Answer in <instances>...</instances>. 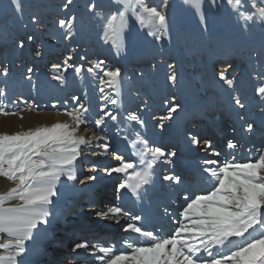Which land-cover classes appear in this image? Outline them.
Segmentation results:
<instances>
[{"label": "snow or ice", "instance_id": "6c2138e0", "mask_svg": "<svg viewBox=\"0 0 264 264\" xmlns=\"http://www.w3.org/2000/svg\"><path fill=\"white\" fill-rule=\"evenodd\" d=\"M13 3L18 14H22L19 0H13ZM73 3L74 0H65L62 7L70 11ZM185 3L195 9L203 29H206L205 0H185ZM168 5L169 0H160L158 5L153 6L147 0H117L114 9L105 13L102 10L96 11L99 6L89 0L86 8L102 18V39L116 47L119 55L124 50L123 37L128 31L130 17L141 28L147 29V34L155 40L168 36ZM213 6L220 7L218 0H208V9ZM226 6L238 20L243 21L242 31L256 26L258 22L264 28V0H226ZM31 19L32 23H37L39 17L34 15ZM76 19L75 15H69L58 20L59 28L65 30L62 33L65 40L75 38ZM32 39L29 35L28 40ZM19 47H24L23 40L19 42ZM41 55V51L35 52L36 57ZM257 55L260 71L254 95L259 97L261 104L258 121L248 116L243 96L236 94V77L228 71L231 64L216 72L218 82L233 93L231 99L236 115L243 131L247 133H255L257 129L264 133V45ZM72 59L69 53L62 63L51 65L54 72L60 73L54 77L56 81L63 84V73L69 69L77 75L85 72L95 74L99 79L103 108L121 104L119 92L124 80L121 67H109L104 60H96L85 69L83 64L70 63ZM167 69L166 82L174 86L178 82L175 65L168 63ZM9 71V67L0 64V76L6 78ZM33 72L34 69L28 67L25 78L31 81ZM137 78L142 79L143 73ZM106 89L115 92L116 98L106 94ZM0 97H5L4 89H0ZM72 99L77 101V106L70 111L65 110L71 123L56 122L50 126L13 133L0 132V177L6 178L13 185L7 191L0 192V250L3 253L0 254V264H23L35 234L42 226L49 225V218L53 215L51 207L57 198V185L61 178H66V182L77 181V161L82 155V147L90 148L95 141L103 140L105 143L99 145L103 149L102 154L109 153L107 136L96 135L95 132L89 137L79 134L81 125L89 123V108L81 102L79 96ZM175 100L176 97L172 96L164 101L167 110L157 121L160 129L165 128V121L174 119L183 110V106ZM144 106L147 107L146 104ZM34 107V104H29L27 110L32 111ZM102 112L99 119L94 120L96 127L104 125L106 118L117 121V114ZM18 114V111L6 110L0 104V115ZM126 120L135 122L141 128L145 125L144 119L134 111L128 113ZM188 140L191 144L201 143V138L195 135H189ZM203 145L205 150L212 149L210 139L203 140ZM237 147L235 140L227 143L229 149L235 150ZM131 148L139 158L138 162L125 161L124 156L113 152L112 156L118 165L104 169L109 175L123 174V181L116 189L117 198L120 190L130 191L137 198L142 197L147 188L154 184L157 168L172 163V158H179L178 149L150 143L139 131L135 132ZM204 165L202 176L210 188L200 194H183L176 210L178 218H173V227L167 234L145 229L137 223L142 221L141 215H133L124 207L112 204L97 210L95 214L100 219H111L117 223L121 218H130L131 222L122 226V231L128 236L122 241V250L117 254L113 246L82 241L74 242L71 251L77 255L79 251L90 254L94 264H264V149L258 150L246 162H239L233 157L225 160L222 165L213 160L204 161ZM95 171L94 166L92 172ZM87 179L95 181L96 176L89 175ZM161 182L176 187L183 185L184 177L175 170H169L162 176ZM48 264H65L56 254L55 248Z\"/></svg>", "mask_w": 264, "mask_h": 264}, {"label": "bare ground", "instance_id": "6f19581e", "mask_svg": "<svg viewBox=\"0 0 264 264\" xmlns=\"http://www.w3.org/2000/svg\"><path fill=\"white\" fill-rule=\"evenodd\" d=\"M9 1L14 7V11H12V13L9 11L10 8L7 5V1L0 0V12L4 16L8 14L5 16L8 20L9 14L16 13L18 16L21 15L16 11L13 0ZM24 1L25 0H19V4L21 6L22 13L27 15L24 7ZM218 2L220 7L213 6L211 9H208V0H205L207 28L203 29V25L200 23L199 15L196 13L194 8L185 3V0H169L167 12L170 17V28L168 36L166 37L167 42L171 47V51L169 52L168 57L170 58L167 63L172 61L175 65V70L178 73L180 87L176 89L174 96L176 97L175 102L180 103L183 106V110L179 112L174 119L165 121L164 129H160L158 126L156 127L155 124H157L160 117L166 114L167 107L165 104L162 103L163 105L156 106L150 103L147 107H143V105L150 98L148 96L149 89H142L141 87L135 88L132 84H129L131 74L139 75L144 72L145 67H143L140 63H135V60L140 40L148 39L147 34L142 36V28L137 22H135L134 18H129L128 31L123 37L124 50L121 51L119 55H117L116 50L115 55L111 58V61L115 64L114 66L122 68L124 75V80L119 92V99L121 101V107L124 108V111L126 109V111L123 114L125 116L120 118L121 120L116 123V128L119 130H117L118 132L116 133L113 128L109 127V119H107V122H105L104 125L99 127H96L92 120H89L87 125H81L79 134L85 135L86 137L91 136L93 132H95L96 135L107 136L108 140L106 142L110 145L109 153L107 155L102 154L103 149L99 147V145L105 143L103 140L95 141L90 148L82 147V155L77 161V168L79 170V167L82 165L83 171H78V183H76V181L66 182V178H61V182L57 185V198L54 199V204L51 207L53 215L49 218V225L42 226L40 231L35 234L34 240L29 244L28 253L23 258V264H48L54 248L56 254L60 258L64 254L62 258H64L63 261H65V264H94L93 257L90 254L79 251V255H77L71 251V247H68V251H64L58 245V241L65 237L66 232L64 231V228L68 224L67 221L73 218L71 214H68V209L63 210V208H69L68 206H70L75 199L78 200V197L80 194H83V192L92 193V191H90L91 187H86L83 183L92 181L87 179V174L92 171L94 166L96 171L90 173L89 175L96 176V180L92 181L94 182V185H96L95 188L93 185V189L98 191L96 193L101 199L96 201L92 200L90 201V204H86L85 206L76 209L81 210L83 215L80 216L77 213L78 216L75 217L74 220L84 218V222L86 221V223H72V235L74 232H78L76 239L72 238L73 236L71 237V232L68 233L64 239L67 240V243H69L72 238V240H74L72 241V246H74V242H82L83 238L84 241H88L93 245L101 244L103 246H113L118 254L119 251L122 250V241L128 238L127 234L122 231V226L131 222L130 218H121L118 223L111 219L103 220L96 216L95 213L97 210H103L106 206H110L112 204L122 206L127 212L133 215H141L143 219L137 223L145 229L157 233L162 232L167 234L173 227V218H178L176 210L181 203L183 194H190L193 192L200 194L202 191L210 188V185L204 182L202 176V168L206 166L204 165V161L213 160L222 165L225 160H231L235 157L239 162H246L248 159L253 158L257 154L258 150L264 149V133H262L259 129H257L255 133H247L243 131L231 99L233 93L227 90L226 87L222 86V84L218 82V78L216 76L217 70H224L227 68L228 64H231L232 66L231 68H228V71L231 69L233 70L235 68V64L241 59L237 53L236 57L238 56V59H234L236 58L235 56L233 58L235 64L228 62L225 64L217 63V66H213L215 65L214 63L216 60H212V37L216 34V25L220 18L223 0H218ZM85 14L89 17L90 12L86 10ZM31 26L34 34H37L38 31L46 30L45 28H42L43 26L41 27V24L39 25V23H32ZM188 28H191L203 41V54L206 60L205 64L207 65V72L212 75V78L210 79H207L208 75L204 77L203 73H199L197 71V67L192 66L193 68H191V66L189 67L185 65L187 64V61H184L186 55L181 48V39L184 31ZM221 29L230 34L229 27H222ZM28 36L29 34H24L21 39L24 41V47L20 48L21 51H25V54L27 52L28 57H33V55H35L33 54V51H27V47L30 46L31 48V41L28 40ZM168 37H171V39L169 40ZM12 42L15 43V39H13ZM18 43L19 41L15 44L17 49L19 48ZM15 47H13V49H15ZM7 48L8 50L6 53L10 59L16 51L13 49L10 50V48H12L11 43ZM62 53L63 52L57 51V53H52V56L47 57V55H44L43 58L45 61H48V63L52 64L55 62L56 64H60L63 61H60L59 58H63L64 55L67 57L69 54V52H66L65 54ZM71 54L72 56L75 55L74 52ZM98 54L88 60H85L86 64L91 65L92 62L96 60H104L107 64V61L110 60L107 59V51L103 50L102 55L101 53L100 55ZM41 56L37 58H41ZM52 57L54 58L53 60H51ZM162 61H165L163 56ZM162 61L159 60V62ZM221 61L222 60L220 59L218 62ZM108 66L110 67L109 64ZM152 66L156 67L157 65L154 63ZM69 70L63 73L65 81H67ZM199 71L202 70L200 69ZM50 72L52 77L60 74L54 72L52 68H50ZM26 75L24 76L26 77ZM143 77L147 80L144 73ZM145 79L143 81L146 82ZM255 79L257 82L258 75ZM186 80L192 86L194 97H192L191 90L189 91L185 87ZM69 87H71V85ZM65 88L66 82L62 84L63 92H67ZM132 90L139 97L131 101L125 97L130 91L132 92ZM236 94H238L237 90ZM31 96L32 102L30 104L36 105L38 101V90H31ZM54 96L55 100L53 110L44 109L38 111L35 106L32 111H28L27 105L29 104L24 105L23 109H25L22 113H20L22 114L23 119L19 118L21 122L23 123L25 121L26 124L31 125V128L44 125L50 126L56 122L66 121L71 123L70 118L65 114V110L70 111L72 108L76 107L77 101L73 99L66 100V108H55L59 106L58 103L60 98H58V93ZM25 99L20 98L19 100L21 103H24L26 102L24 101ZM214 99L215 102H212ZM130 111L137 112L138 114L142 111L143 114L141 115V118L145 121L143 128L137 125L138 128L133 129V122H128L126 120L127 113ZM252 118L257 121L259 120L257 115H254ZM97 119H99V116ZM210 120L211 123L209 124V128L214 135H216L215 143L212 142V149L205 150L203 144L200 148L196 144H191L188 140V136H197L198 134L196 132L199 131V129H202L203 124L209 122ZM191 121H196L197 124L190 123ZM215 124H217V130L213 128ZM225 124L226 127H230V129L228 128L226 130L224 128ZM190 125L196 127L194 128ZM4 128L5 127L1 126L0 132H3ZM234 128L235 132L233 131ZM137 131H139L145 139H148L150 143H155L157 145L164 144L168 148L178 149L179 158H172V163L157 168L154 177V184L147 188L146 193L142 197L137 198L136 196H133L130 191L120 190L119 198H117V192L115 190L118 188L119 183L123 181V174L112 173L109 175L104 171V169L106 167H116L118 165V161L112 156L113 152L117 155L124 156L125 161L138 162L139 158L134 154V151L131 148V141L135 138V132ZM204 133L205 132H202L197 137L200 138L204 136ZM206 133L208 134L209 131ZM177 136L179 137V140H177ZM205 139L209 138H204V140ZM230 140H235L237 142V149L232 150L227 148V143ZM187 144H191V146L186 147ZM254 146L256 147V150ZM216 153H219V155H216ZM85 165L87 167H85ZM169 170H175L182 177H184L183 185L172 187L168 182H161L162 176L167 174ZM85 173L86 175L83 176ZM79 177L82 179L81 184H79L81 181H79ZM111 179L114 180L112 183L115 182L116 188H113L111 193H107L105 192V189H103L104 184L101 186L100 183L103 180L109 181ZM12 186V182L8 181L6 178L0 177V191H7ZM96 224L101 225L102 227L98 233H96V229L93 230V228H91ZM88 234L90 235L88 239L85 240V237ZM53 238L55 240V244L53 243ZM4 239H6V237ZM57 250H60L61 253L58 254ZM65 252H67L66 256ZM0 254H3L2 250H0Z\"/></svg>", "mask_w": 264, "mask_h": 264}, {"label": "rangeland", "instance_id": "374dc122", "mask_svg": "<svg viewBox=\"0 0 264 264\" xmlns=\"http://www.w3.org/2000/svg\"><path fill=\"white\" fill-rule=\"evenodd\" d=\"M6 1L10 8L9 11L12 13V11H14V7L9 0ZM64 2L65 0H25L24 7L27 15L24 13L20 16L16 13L9 14V20L5 18L8 14L4 16L0 12V60L1 64L6 65L10 70L9 75L6 78L0 76V89L5 90V97H0V104L5 106L6 110L18 111L19 113H22L25 109H23L24 105L32 102L31 90H38V101L35 105L36 109L38 111L44 109L53 110L55 100L54 95L56 93H58L60 101L58 103L59 106L55 108L60 109L66 108V100H71L74 96H79L81 98V102L89 108V112L87 114L88 119L92 120L93 123L99 115L103 114L102 110L117 114V121L109 120L108 122L110 123L109 127L113 128V130L117 133L118 129L116 128V123L121 120L120 118L125 116L123 114L126 109L124 111V108L121 107V105H108L107 109L103 108L104 101L101 98L102 94L99 92L98 77L95 74L86 72L77 75L72 69H70L67 81H65V89L67 92H63L62 84L59 81H56L50 72L51 65L56 63H48V61H45L43 58L44 55L49 57L52 56V53H57V51L63 52L62 54H65L66 52H74V59H72L70 63L83 64L85 69H87L91 65L86 64L85 60H88L98 53V55H100V53L102 55V51L106 50L108 53L107 59H110L107 61V65L109 64L110 67L115 65L113 61H111V58L115 55L117 48L105 43L102 39V18L97 16L95 12H90L89 17L85 14L87 10L86 6L88 5L89 0H74L70 11L62 7ZM91 2H94L99 6L96 11L102 10L105 13L113 10L114 6L117 4V0H91ZM147 2L150 6H153L158 5L160 0H147ZM221 8L220 18L216 25V34L212 37L211 44V52L216 60L214 64L215 66H217V63L225 64L231 62L233 64V58L234 56L236 57V54L238 53V56L241 59L235 64V68L232 70L231 75L234 74L233 76L236 77V90L238 91V94L243 96L249 115L251 118L254 115H257V118H259L258 112L261 104L259 97L254 95V88L257 86L255 77L259 75L260 71L257 52L262 45H264V28H261L258 22L256 26L242 31L241 27L243 21L238 20L237 17L232 14L230 9L226 6V0H223ZM34 15L39 17L37 23H39V25L41 24V27L43 26L42 28L46 29L44 31H38L37 34L33 33L31 26L32 20L30 18ZM69 15H75L77 17L75 38L71 41L63 38L62 33L65 30L60 29L58 25L59 19L66 18ZM222 27H229L230 34L223 31L221 29ZM24 34H29L33 37L31 40V48L30 46L27 47V51L32 50L33 54H35V52L39 50L42 52L41 58H37L33 55V57L29 56V58L26 59L27 52L25 54V51H21L20 47V49L15 47V44L18 41H21ZM141 34L142 36L146 35L147 29L142 28ZM147 36L148 39L140 40L135 60V63H140L143 67H145V71L143 73L145 74V77H147V80L144 77L142 79H138V74H131L129 84H132L135 88H148L150 98L145 104L148 106L151 103L159 106L163 105L162 103H164L166 99L174 96V92L178 87H180V80L178 78L177 84L171 86L165 79V73L168 71L167 61L170 58L168 56L171 51V47L167 42V37H164L162 40H155L154 37L148 34ZM13 39H15V43L12 42ZM10 43L12 44V48H10V50L15 47L13 50L16 52H14L15 54L11 56V60H8L9 56L6 52ZM181 48L187 56L184 58V61H187V64L185 65L189 67L191 66V68L197 67V71L201 74L203 73L204 77H206V75H208V70L203 54L204 44L201 38L194 33L191 28L184 31L181 39ZM162 56L165 59L164 62L162 61ZM81 57H86V59H81ZM65 58L66 55L59 59L60 61H63ZM53 59L54 58L52 57L51 60ZM220 59L222 61L218 62ZM159 60L162 62H159ZM154 63L157 65L156 67L152 66ZM169 63H172V61ZM28 67H32L34 69L31 81L27 80L24 76L27 74ZM198 69H201L202 71H199ZM144 79L146 82L143 81ZM70 85L71 87H69ZM185 87L187 90H191L192 92V86L187 80L185 81ZM132 92L130 91L125 98L132 101L139 97L133 90ZM106 94L112 95L113 98H116V93L112 92L111 89H106ZM192 97H194L193 92ZM20 98H26L24 100L26 102L21 103L19 100ZM213 101L215 102V99ZM144 105L143 107H145ZM142 114V111H140L139 115L141 116ZM19 118L21 119L20 114L9 116L0 115V127H5L3 132L13 133L31 128L30 124H26L25 121L22 123ZM132 126L133 129L138 128L135 122H133ZM155 126L157 127L158 125L155 124ZM228 128L230 129V127ZM177 140H179L178 136ZM85 167L87 166L85 165ZM90 173H92V171L89 172L87 176H89ZM84 175H86V173L83 174V176ZM80 180L82 181L79 177V181ZM81 181L79 184H81ZM106 181L103 180L100 185H105ZM76 183H78V180ZM84 183V186L93 188L94 182L87 181L85 184ZM95 187L96 185H94V188ZM110 187V182L104 186L107 193H109L110 190L112 192V188L108 191ZM114 188H116V186ZM63 210L66 209L63 208ZM77 213L78 211L76 210L71 214L73 218L78 216ZM74 221H76V219ZM76 222L75 224H78ZM72 243L73 242L69 244L71 249L73 247ZM57 253H61L60 250H57ZM61 259L64 260V258Z\"/></svg>", "mask_w": 264, "mask_h": 264}]
</instances>
